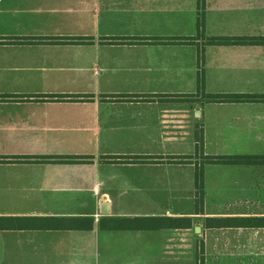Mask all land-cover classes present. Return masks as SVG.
Masks as SVG:
<instances>
[{"label": "crops", "instance_id": "0c3cea01", "mask_svg": "<svg viewBox=\"0 0 264 264\" xmlns=\"http://www.w3.org/2000/svg\"><path fill=\"white\" fill-rule=\"evenodd\" d=\"M213 37L264 0H0V264H264V225L205 222L264 221V160L206 162L264 157V100L210 99L264 95V43Z\"/></svg>", "mask_w": 264, "mask_h": 264}, {"label": "trees", "instance_id": "16d2710c", "mask_svg": "<svg viewBox=\"0 0 264 264\" xmlns=\"http://www.w3.org/2000/svg\"><path fill=\"white\" fill-rule=\"evenodd\" d=\"M204 14L202 11L199 12L198 16V26L202 27L204 25ZM210 43L216 44H228V43H264V38L255 37V38H242V37H213L209 40ZM203 77L199 75V85L202 86ZM210 99L213 101H247V100H264V95H238V94H225V95H212ZM197 149H203V140H199L197 144ZM56 159H68V160H76L79 159L77 156H69L66 158H56ZM258 157L253 156H207L206 162L215 163V162H223V163H239V162H255L258 161ZM196 189L197 194L199 196V203L202 205V199L204 195V170L203 167H198L196 172ZM153 222H157L160 224V218L152 219ZM170 225H191V218H172L170 219ZM184 220V223L181 224V221ZM154 222V224H156ZM206 225L208 227H220V226H246V225H264V221H258V219H250V217H242V218H217V217H207L205 218ZM74 224V223H73ZM13 225L12 223H8V218H0V227H7ZM78 223H76V226Z\"/></svg>", "mask_w": 264, "mask_h": 264}, {"label": "rangeland", "instance_id": "374dc122", "mask_svg": "<svg viewBox=\"0 0 264 264\" xmlns=\"http://www.w3.org/2000/svg\"><path fill=\"white\" fill-rule=\"evenodd\" d=\"M183 101L186 102L187 100H178V101H176V102H178V103H184ZM195 114H196V113L194 112L193 115H192V118H193V119H194ZM200 205H201V204H200L199 202L196 203V207H197V206H200Z\"/></svg>", "mask_w": 264, "mask_h": 264}]
</instances>
